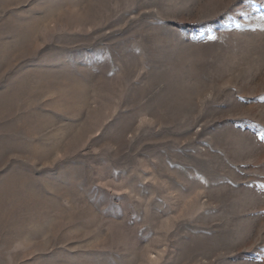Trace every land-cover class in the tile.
<instances>
[{
  "label": "rangeland",
  "instance_id": "obj_1",
  "mask_svg": "<svg viewBox=\"0 0 264 264\" xmlns=\"http://www.w3.org/2000/svg\"><path fill=\"white\" fill-rule=\"evenodd\" d=\"M0 264H264V0H0Z\"/></svg>",
  "mask_w": 264,
  "mask_h": 264
}]
</instances>
